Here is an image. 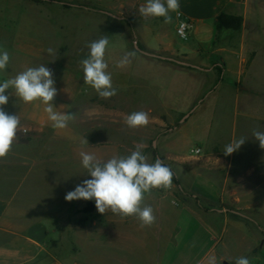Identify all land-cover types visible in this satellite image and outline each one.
Returning a JSON list of instances; mask_svg holds the SVG:
<instances>
[{
	"label": "rangeland",
	"instance_id": "obj_1",
	"mask_svg": "<svg viewBox=\"0 0 264 264\" xmlns=\"http://www.w3.org/2000/svg\"><path fill=\"white\" fill-rule=\"evenodd\" d=\"M62 1L74 3L78 8L64 9L58 3H45L38 9L27 0H0V23L11 16L22 19L14 25L13 36L0 31V47L6 48L10 54L7 69L0 71V82L14 77L26 67L43 64L52 71L57 89V95L51 102L54 110L75 116L65 129H54L51 123H47L35 137L40 147H45L44 158L39 173L30 176L19 195L44 202L46 225L53 245L57 243L58 236L66 244L73 241L83 244L85 229L95 222L99 233L112 229L126 234L137 233L134 235L135 243L131 235L125 238L131 247L120 252L129 260H137L144 251L155 252L154 248L159 244L153 239L158 212H164L169 206L175 210L181 205L196 209L195 200L183 194L173 182L170 189H153L150 194L146 193L143 205H150L156 216L155 223L148 227H141L134 216L122 218L111 211L99 213L94 200H91L92 210L85 200L68 202L66 194L85 179H91L82 167L79 153L88 152L106 161L114 155L127 156L137 144H142L143 154L148 156L150 163L159 158L181 183L193 184V179H196L193 171L197 169H192L190 163L198 162L204 156L203 151L197 157L190 151L202 148L199 145L202 141L210 143L217 140L224 148L233 139L243 137L245 142L236 154L247 146L251 161H264V149L253 137V130L258 128L250 127L244 134L241 130L243 119L236 113L238 106L233 100L226 97L215 103V98L224 91L219 89V95L211 92L213 76L204 79L191 73L192 70L205 69L199 66L204 60L200 58L203 55L186 59L180 54H190L195 45L191 38L183 40L175 34V13L171 14L173 22L165 24L162 17L145 18L140 15L138 9L146 0ZM61 26L63 31L59 30ZM101 36L109 38L105 60L112 85L117 89V94L109 99L100 98L94 89L84 84L81 65L89 52L87 45ZM133 44L146 54L136 50ZM49 48L54 50L53 53L48 52ZM130 52L135 53L130 58L131 63L123 68L117 67V61ZM189 74H194V78ZM229 81L226 76L224 83L227 85ZM234 91L238 93L239 90ZM5 94L9 95V101L3 110L9 115H19L21 131L17 134L25 135L23 130L28 129L23 119L25 108L41 111L44 105L39 102L25 105L11 89ZM223 94L224 97L231 96L229 91ZM136 111L149 114L147 126L132 129L124 123L125 117ZM187 114L188 117L181 121ZM84 139L88 143H84ZM0 162L2 164L3 159ZM226 187L228 190L235 188L230 184ZM193 188L199 190L200 186L195 183ZM242 188L240 191L244 193ZM241 205L244 203L233 204L229 195H223L215 208L224 209V213L205 216V220L214 229L220 230L225 226L216 251L218 256L222 255L231 264H235L238 257H247L250 264H261L251 260H264V248L260 250L258 259H251L252 251H248L256 244L257 237L264 238V231L260 229L264 220L247 215V211L239 207ZM167 214L161 224L170 229L173 216ZM143 236L146 239L142 254L138 249L142 247ZM114 240L118 238L114 237Z\"/></svg>",
	"mask_w": 264,
	"mask_h": 264
},
{
	"label": "crops",
	"instance_id": "obj_2",
	"mask_svg": "<svg viewBox=\"0 0 264 264\" xmlns=\"http://www.w3.org/2000/svg\"><path fill=\"white\" fill-rule=\"evenodd\" d=\"M180 5L182 16L192 24L188 38L195 45L190 54H180L186 59L203 55L200 58L206 61L199 63L205 69L192 70L191 73L204 79L213 76L210 90L216 95L222 88L223 93L230 92L231 96L224 97L223 93L217 96L215 103L229 97L233 100L238 106L236 113L243 119L241 130L244 134L254 126L264 131V0H180ZM221 12L242 18L239 31L216 32L214 22ZM20 20L17 16L4 19L0 31L13 36L14 25ZM59 30L63 31L62 26ZM189 75L194 78V74ZM226 76L230 80L227 85L224 83ZM23 119L28 126L27 133L16 134L12 150L3 158L4 162H0V264H222L225 258L218 256L216 251L225 226L214 229L205 220V216L224 213V209L215 208L220 197L229 195L231 203H244L239 207L244 208L247 215L264 220V161H251L247 146H243L239 154L234 152L226 156L217 140L202 141L199 145L204 157L190 163L192 169H197L193 171L196 175L193 184H198L199 190H194L192 183H181L177 178L180 188L192 195L197 207L181 205L174 210L169 206L170 209L158 212V224L153 231L154 242H159L157 247L154 246L155 252L142 250L146 239L143 236L142 247L138 250L144 254L137 260H129L120 252L131 247L125 238L131 235L135 243L137 233L126 234L114 229L99 233L95 222L85 229L83 244L76 241L66 244L58 236L53 245L46 225L44 202L19 195L30 176L40 171L45 147H40L35 137L51 121L43 110L26 108ZM229 184L235 188L228 190L226 186ZM242 187L244 193L240 191ZM167 213L173 216L170 229L161 224ZM260 229L264 231V225H260ZM114 237L118 240L115 241ZM262 248L264 238L257 237L256 244L248 251H252L250 258L258 259ZM251 261L264 264V260Z\"/></svg>",
	"mask_w": 264,
	"mask_h": 264
},
{
	"label": "clouds",
	"instance_id": "obj_3",
	"mask_svg": "<svg viewBox=\"0 0 264 264\" xmlns=\"http://www.w3.org/2000/svg\"><path fill=\"white\" fill-rule=\"evenodd\" d=\"M142 17L163 18L165 24L173 22L172 13L177 19L182 15L180 0H146L138 9ZM109 38L101 36L90 42L87 47L88 55L81 61L84 84L90 86L100 98L109 99L117 94L112 85L111 73L107 71L105 60ZM49 48L48 52L53 53ZM134 52L126 53L117 67L123 68L131 63ZM10 62V54L6 48L0 47V71H5ZM52 71L45 65L26 67L14 77L0 82V159L5 158L12 150L17 131H21L19 115H9L3 106L9 101L8 89L14 91L17 98L25 104L39 102L44 105L51 126L54 129H65L68 122L75 118L74 114L55 111L51 103L57 95ZM124 123L132 129L145 127L149 123V114L136 111L125 117ZM26 134L27 130H23ZM253 137L264 149V131L253 130ZM88 143L86 139L83 141ZM245 138L233 139L224 147V155H231L244 144ZM143 145L137 144L127 156H112L106 161L98 159L94 154L81 151L79 153L82 167L87 170L91 179H85L73 191H69L65 200H94L97 211L105 214L111 211L122 218L134 216L141 227H148L155 223L156 216L150 205H143L146 193L153 189H170L172 187L173 172L163 161L156 158L149 162L148 156L143 154ZM235 264H250L247 257H238Z\"/></svg>",
	"mask_w": 264,
	"mask_h": 264
},
{
	"label": "trees",
	"instance_id": "obj_4",
	"mask_svg": "<svg viewBox=\"0 0 264 264\" xmlns=\"http://www.w3.org/2000/svg\"><path fill=\"white\" fill-rule=\"evenodd\" d=\"M27 1H29L33 4H36V5H44L45 3H48V4L58 3L64 9H68L70 7L76 6V4H74V3L65 2L62 0H27ZM241 23H242V18L240 16L231 15V14L221 12L215 18L214 27H215V30L217 33L221 32L223 30H227V31H231V32H237V31H239V29L241 27ZM172 182L179 188V190L183 194L188 195V196H192L191 194H187L186 192H184L179 187L178 180L176 179L174 173H173V181ZM87 206H88L89 210L93 209V204H92L91 200L87 201Z\"/></svg>",
	"mask_w": 264,
	"mask_h": 264
},
{
	"label": "built area",
	"instance_id": "obj_5",
	"mask_svg": "<svg viewBox=\"0 0 264 264\" xmlns=\"http://www.w3.org/2000/svg\"><path fill=\"white\" fill-rule=\"evenodd\" d=\"M175 34L180 39H187L189 36V33L192 29V24L187 20L184 16H180L179 19H177L175 15ZM192 156L197 157L201 155V149L200 148H193L191 151Z\"/></svg>",
	"mask_w": 264,
	"mask_h": 264
},
{
	"label": "water",
	"instance_id": "obj_6",
	"mask_svg": "<svg viewBox=\"0 0 264 264\" xmlns=\"http://www.w3.org/2000/svg\"><path fill=\"white\" fill-rule=\"evenodd\" d=\"M108 15L110 16V14H108ZM133 47H134L136 50H138L139 52L146 54L145 52L140 51V50L138 49V47L136 46V44H133ZM151 56H153V55H151ZM162 59L171 60L170 58H162ZM178 63H180V62H178ZM180 64H183V63H180ZM187 117H188V114H187V115H183L181 121H184ZM153 146H154V143H153ZM64 224H65V223H64ZM222 264H231V263H229V262H227V261H223Z\"/></svg>",
	"mask_w": 264,
	"mask_h": 264
}]
</instances>
